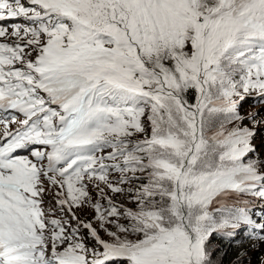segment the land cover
Returning <instances> with one entry per match:
<instances>
[{
	"label": "rangeland",
	"instance_id": "obj_1",
	"mask_svg": "<svg viewBox=\"0 0 264 264\" xmlns=\"http://www.w3.org/2000/svg\"><path fill=\"white\" fill-rule=\"evenodd\" d=\"M86 1L88 3V0ZM106 1L101 0L99 5L104 6ZM122 1L128 3V6L136 4L135 0H115L116 3ZM230 1L232 0H217L216 2L226 5ZM253 1L243 0L244 10L240 11L238 15H234V11L230 10V7H219L208 13L209 9L203 6L202 0H140L139 3L144 8L147 6L146 3L149 5L157 3L162 10L169 11L178 7L186 11L190 17H187L184 11L181 15H166V12L163 11L164 19L156 11L158 17L162 19L161 23L179 35L187 30V18L200 16L202 24H198L199 37L192 34L190 40L188 35L189 43L184 46H189L191 53L194 51V54L197 55L194 59L196 67H194L195 75L193 77L204 88L205 84L212 81L211 70L216 66L213 58H209L207 62L203 61L204 50L209 47L216 48L217 45L218 50L224 51L230 45L235 33L236 26L226 21H233L238 27L243 25L241 23H248L249 29L264 33V0ZM78 5L86 4L78 0H41L39 5L31 7L26 0H0V86L5 92L12 94L15 100V110L13 108L11 114L4 115L3 111H0V147L3 149L7 146L16 147L11 152L13 159H23L24 147L30 144L37 145L38 142L23 139L24 137L12 138L5 142L2 139L4 135L18 126H25L28 131L34 129L35 133L48 137L54 129L53 116L65 114V111L73 107V100H69L62 109L52 108L47 114L33 119L39 107L45 105L42 100H38L44 97L38 94L39 89L35 86L41 81L42 76L55 75L66 70L67 78L64 79L66 82L68 80L69 84H85V86L90 84L92 86L100 79H105L110 88L130 91L133 95L128 96L127 99H132V102L141 101L147 95L151 99L157 97L150 95L154 94L157 88L151 90L149 94L141 78L136 79L134 75L130 76L117 68L101 70L103 63L98 62L97 59L102 51H107L106 48L94 49L91 44L85 43V41L62 45L57 43V47L53 46L54 43L49 42V40L55 39L53 34L56 33L58 23L63 21L65 16L70 19V21L63 22L67 27L80 22V18H77V16L80 17ZM72 6H75L76 9H73ZM204 10H206L205 13H203ZM53 11L60 13V15L58 14L59 19L54 20L53 24H50L53 20L49 19L44 27L36 25V18L46 12ZM201 14L207 15L203 17ZM137 15L132 13L131 18H136ZM216 16L220 18L217 23ZM130 26H132L131 22ZM122 27L123 30L127 29L125 25ZM178 27H181L180 30H177ZM155 28L156 26H150L152 31ZM216 28H219L218 34L222 37H217ZM63 29V36H68L71 33L67 28L63 27ZM71 35L73 38V34ZM195 48H198V52ZM183 54V64L189 66L193 59L186 52ZM95 63H100L98 68H95ZM244 67L247 83H242L243 87L231 98L233 104L237 101L240 102L233 105L231 111L225 115L228 125L226 133H221L220 127L216 125L218 113L209 106L210 109L197 107L193 109V112L191 109L192 117L188 114H183L186 115L184 117L180 116L178 106L175 107L171 119L168 121L167 132L172 138V143L167 146V150L171 149L177 157L175 163L180 170L177 176L172 178L176 190L171 193L170 201L163 199L155 208L158 215L155 214L152 220L156 226L154 231L150 232V239L142 254L134 252V255L127 249L113 246L112 238L128 236L129 242L136 243L146 234H137V231L128 232V230L115 232L113 224L106 228L102 227V222L110 219L115 211L108 205L109 201L106 202V205L102 201L106 197L107 190L97 188L92 199L86 202L79 211L84 209L85 205L93 208L96 206V201L100 200L102 202L100 207L105 205V212L101 217L89 216L82 211L78 213L79 211L77 212L74 208L71 213L69 208L63 210L60 207L59 212H63L65 215H62L61 218L59 237L47 230L44 220H42L44 224L38 222L37 226L30 225L31 222H28L23 234L26 239L27 237L36 238L42 246L32 248V252L22 257V260L17 257L6 261L0 260L6 263L21 264H101L104 260H112L111 264H221L224 258L217 253L216 242L207 243L205 247V240L210 238L211 228L213 233H219L225 239L224 247L229 245L227 241L235 237L234 234H237L241 229L255 230V235L251 236L248 246L244 249L245 258L234 264H264V234L257 231L264 230V221L260 216H254V213L262 208L261 205H264V101H255V104L249 101L250 91L246 74L248 69L247 66L244 65ZM84 72L88 76L84 75ZM61 77L63 76L61 75ZM52 81L63 86L62 78H54ZM129 81L134 85L127 88L126 82ZM218 93L217 91L210 93V98L215 99ZM256 93L259 94L262 91ZM32 97L34 100H31ZM240 97L243 98L239 100ZM26 98L29 99V103L26 102ZM162 102L161 108L166 110L170 103L165 99ZM203 111L204 123L201 128L198 121L200 112ZM68 120L66 119L64 123ZM144 124L145 120L139 122V117L132 114L129 119L119 125L111 136L115 142L120 140L118 144L125 147L121 154H125L129 160H133L129 153L132 148H127L125 143L137 144L153 135L151 132L148 134L143 132L141 126ZM234 127L239 129V133L245 138L249 149L245 155L246 161L241 162L239 168H234L233 160L229 155L223 159L219 158L218 154L214 153L215 148L211 147L210 142H207L211 137L210 132L216 131V134L222 136ZM70 140H75L78 143L89 142L86 134L79 131L73 132L69 138L61 141L68 143ZM223 150L229 154L230 146L226 145ZM44 156L47 157L45 162H48L46 152ZM58 157L57 153H53V159ZM33 158L35 159V157ZM132 164L123 166L127 168V165L131 166ZM24 168L25 174L20 171L23 177L34 176L31 167L24 166ZM15 169L19 170L16 166L3 165L0 170V178L3 179L2 174L7 172L15 184L20 182L22 178L18 177L19 174L15 173ZM136 172L137 168L133 173ZM118 179L114 182L113 187H121L122 183H119ZM124 179H121V182ZM38 187L41 189L39 205L43 207L41 199L46 198L47 209L50 211L49 205L58 199L57 196L51 197L57 187L43 169L40 173ZM201 193L203 196H198ZM209 194V198L205 201ZM111 196H113V192H110ZM221 196L222 200H220ZM214 203H216V220L214 222L206 221L205 213H210L209 210ZM219 205L226 209H232L235 218L242 219L244 222L233 224L234 215L229 210H221ZM82 215L89 216L93 220L83 218ZM14 217L15 215L10 216L4 213L0 216V224L10 223ZM27 227H31L32 232ZM96 227L100 229L101 235L98 234ZM214 227L216 228L214 229ZM72 237L74 239L71 242ZM236 237L238 238V236ZM118 241L124 242V240ZM61 249L71 253L70 256H67V262L65 259L61 260ZM71 251L78 254L77 258H72L75 253Z\"/></svg>",
	"mask_w": 264,
	"mask_h": 264
},
{
	"label": "trees",
	"instance_id": "obj_2",
	"mask_svg": "<svg viewBox=\"0 0 264 264\" xmlns=\"http://www.w3.org/2000/svg\"><path fill=\"white\" fill-rule=\"evenodd\" d=\"M78 1L86 4L78 5L80 17L77 16V18H80V22L71 24L70 27L65 24L58 27L59 29L65 27L71 31L68 36H55L60 40L59 44L85 41V43L91 44L94 49L106 48L107 51H102L97 59L98 62L103 63L101 70L117 68L130 76L134 75L136 79L141 78L149 94L151 90L157 88L154 94H150L157 97L151 99L147 95L143 100L133 102L132 99H127L128 96L133 95L130 91L110 88L105 79H100L89 89L81 91L79 99L85 107L91 108V115L86 118L84 128H88L87 130L92 132V143L89 145L90 147L84 145L71 150L73 155L83 156L82 154H85L87 156L85 160L77 161L81 171L79 193L82 194H79L78 197L81 202L76 204L74 209L78 212L86 202L92 199L97 188L107 190L106 197L102 201L105 202V205L109 201L108 205L115 212L110 219L102 222V227L106 228L113 224L115 232L128 230V232L137 231V234H146L136 243L129 242L128 236L112 238L113 246L127 249L133 254L134 252L142 254L150 239V232L154 231L156 226L152 220L155 214L158 215L155 208L163 199L170 201L171 193L176 190L172 178L177 176L180 170L175 163L177 157L171 149L167 150V146L172 143V138L167 132L168 121L171 119L175 107L178 106L179 115L182 117L186 116L183 114L192 117L193 109L197 107L212 108L218 113L216 125L220 127L221 133H226L228 125L225 115L231 111L233 105L240 102L237 101L233 104L231 98L243 87L242 83H247L244 65L248 69L246 74L250 91L249 101L253 104L255 101H263L264 33L249 29L248 23H241L243 25L238 27L233 21H226L236 26L233 39L224 51L218 50L217 45L216 48L209 47L204 50L203 61L207 62L209 58H213L216 66L211 70L212 81L202 88L193 77L195 75L194 67H196L194 59L197 55L194 54V51L191 53L189 46H184L189 43L188 35L190 40L192 34L199 37L198 24H202L200 16L187 18L189 32L186 30L185 33L179 35L161 23L162 19L156 12L158 11L161 18L164 19L163 11L166 12V15H181L184 10L178 7L168 11L162 10L157 3L150 5L146 3L147 6L144 8L139 3L140 0H135L136 4L131 6H128L125 1L116 3L115 0H107L104 6L99 5L101 0H88L89 5L86 0ZM216 1L202 0L203 6L209 9L208 13L219 7H230L229 9L234 11V15H238L240 11L244 10L243 0H232L226 5ZM72 8L76 9L75 6ZM132 13L138 14L136 18H131ZM201 15L205 17L207 14ZM186 16L190 17L187 12ZM44 18H49V15L40 17V19ZM219 19L216 16V23ZM66 21H70L67 16L64 17V22ZM130 22L132 26H130ZM123 25L127 27L126 30H123ZM150 26H156V28L152 31ZM180 28L178 27L177 30ZM218 32L219 28H216L217 37H222ZM71 34H73V38ZM181 50L182 52H180ZM195 50L198 52V48ZM183 52L189 54L193 59L189 66L183 64ZM99 64L95 63V68H98ZM83 74L88 76L85 72ZM126 85L127 88H130L134 83L129 81L126 82ZM216 91L219 92L218 96L211 99L210 93H216ZM258 91H262V93L257 94ZM242 98L240 97L239 100ZM163 99L170 103L166 110L161 108ZM237 111L238 109L236 113ZM203 113L204 111L200 112L198 121L201 128L204 123ZM132 114L139 117V122L145 120V124L141 126L143 132L145 134L151 132L153 135L137 144L125 143L127 148H132L129 153L133 160H129L125 154H121L125 147L118 144L120 140L115 142L111 136L119 125L129 119ZM210 133L211 137L207 142H210L211 147L215 148L214 153L218 154L219 158L223 159L229 155L233 160L234 168H239L241 162L246 161L245 155L249 149L245 138L239 133L237 127L222 136L216 134V131ZM226 145L230 146L229 154L223 150ZM135 151L136 154H134ZM129 163L133 164L127 165V168L123 166ZM136 168L137 172L134 174ZM118 178L125 179L121 182V179ZM117 179L119 183H122L121 187H113ZM91 187L95 188L91 189ZM110 192H113L111 197ZM198 196L203 195L201 193ZM209 196L210 194L205 201ZM220 200H222V196ZM100 204L102 202L97 200L96 206L91 208L85 205V208L78 213L82 211L89 216L101 217L105 212V205L100 207ZM261 206L262 208L258 209L254 216H260L264 221V205ZM218 207L221 210H229L234 215L233 224L244 222L242 219L235 218L232 209H226L220 205ZM209 211L210 213H205V219L214 222L216 220V203ZM82 216L93 220L89 216ZM96 228L98 234L101 235L100 229ZM257 231L264 234V230ZM209 232H211L210 238L205 240V247L207 243L216 242L217 253L224 258L221 264H234L244 259L246 256L244 249L248 246L251 236L256 233L253 229L250 231L241 229L237 234H234L235 237L227 241L229 245L224 247L225 239L219 233H213L211 228ZM100 237L102 238V236ZM118 240H124V242ZM112 262V260H104L101 264H111Z\"/></svg>",
	"mask_w": 264,
	"mask_h": 264
},
{
	"label": "bare ground",
	"instance_id": "obj_3",
	"mask_svg": "<svg viewBox=\"0 0 264 264\" xmlns=\"http://www.w3.org/2000/svg\"><path fill=\"white\" fill-rule=\"evenodd\" d=\"M57 66V65H56ZM51 96H53L55 99H64V94L62 92H52Z\"/></svg>",
	"mask_w": 264,
	"mask_h": 264
}]
</instances>
